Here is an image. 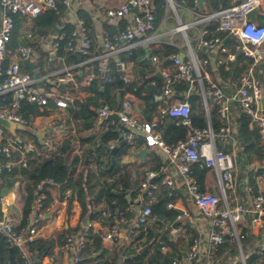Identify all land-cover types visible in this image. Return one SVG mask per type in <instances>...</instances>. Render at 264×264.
Masks as SVG:
<instances>
[{"label":"built area","instance_id":"built-area-1","mask_svg":"<svg viewBox=\"0 0 264 264\" xmlns=\"http://www.w3.org/2000/svg\"><path fill=\"white\" fill-rule=\"evenodd\" d=\"M167 1L170 2V0ZM229 1L228 6L202 15L201 20L207 22L214 19L217 22L216 30L223 31L225 35L232 37L236 51L252 59L246 71L237 78L229 80L230 91L226 92L219 83L210 80L208 73L202 70V67L209 63V59L207 57L200 60L195 49L219 50L224 57L218 58L217 64L235 60L236 54L223 45L219 36L211 35L205 38L203 35L206 29L204 28L201 30L196 48L190 45L189 54L182 60L178 53L172 55L175 70L163 73L162 95L166 98L175 97L174 83L183 81L188 84L183 99L175 97L171 103L165 99L166 105L159 109L160 115L178 118L182 124L189 127L186 139L175 145L166 144L161 135L154 132L151 123L140 122L133 114L132 103L128 97L121 98L117 113L118 122L121 125L119 131L125 143L133 145L135 139L143 134L148 145L159 146L166 154L170 165L169 167L162 165L158 170L163 173V183L173 186L175 178H178L195 206L210 218L205 254L214 257L219 246L229 239L237 245V256L229 259L227 264H247L248 254L244 253L241 243V238L246 233L243 227L257 236L249 254L254 253L259 257L264 255V158L260 162L252 163L255 190L247 178H239L240 167L237 163L236 143L228 152L218 148L217 142L226 143L230 138L234 139L231 109L235 105L234 109L242 111L247 116L250 126L258 128L260 144L264 147V105L261 101V96L264 95V81L259 77L263 70L258 68L257 77L254 68L256 64L264 60V23H260L259 19L258 23L248 19V12L255 7L259 9V14H264V0ZM72 2L73 0H0V116H6L11 122L22 126V129L11 132L0 125V154L8 157L6 159L0 157V169L13 166L19 168L25 166L26 161L35 155L56 152V147L48 142V133L39 135L28 119L18 112L22 99L41 105L45 104L48 98H52L59 107L67 105L65 96L52 89L46 90L39 85V78L35 76L36 70L28 72L21 68L20 62L32 58L34 54L31 44L18 45L13 52L8 47L14 26V15L35 17L46 9L58 12L60 6L68 7ZM195 3L197 4L196 0ZM105 14L112 18L126 19L125 26L119 32L114 34L104 32V45L111 52L119 47L122 39L132 41L137 36L146 35L154 29L153 0H126L118 7L108 8ZM179 27L185 30L188 25L183 24ZM63 37L62 33L53 41V51L57 50L59 40ZM67 48L73 51L79 50L84 55L90 52L89 30L84 20H78L77 27L71 32L67 41ZM8 57L9 62L4 67L3 62ZM153 59L157 61V56ZM62 71L65 76L58 79V84H62L73 76L70 68H64ZM203 78L209 83L207 88L203 85ZM107 79L110 80V77L108 76ZM123 79L126 82L131 80L129 76H123ZM196 87L202 94L207 114H209L207 95L213 97L219 105L218 111L222 123L217 130H214L210 123L204 127H196L191 123L188 97ZM113 110L114 108L107 103L97 107L98 115ZM21 133L28 134L29 137H23ZM36 141H40L41 146H38ZM113 146L112 143L108 145L109 148ZM13 152L17 153L18 157L12 156ZM196 162L200 166H206L215 171L218 183L216 194L211 190L201 191L199 189L197 178L191 167V164ZM98 167L103 169L105 166L100 164ZM258 168H263V170L256 172ZM156 175L157 172L154 170L147 171L137 187L133 188L136 191L133 201H138L140 206L136 209L129 226L125 228L126 234L123 235L121 227L123 214L115 217V223L101 232L102 242L107 243L110 248H117L123 236L127 238L124 247L128 248L131 242L138 240L137 232L141 230L145 236L147 227L155 221L152 206L159 188L155 180ZM41 186L42 183L37 185L36 199L25 225H16L5 212L0 216V235L10 247L15 246L20 249L24 264H34L26 249V243L43 235L40 220L48 205L43 204L45 195L41 191ZM64 193L68 198L72 195V190L67 188ZM168 206L172 207V204ZM101 215L109 217L111 214L105 209ZM181 217V214H177V219ZM88 225L87 223L76 234L65 233L66 244L76 252L74 264L82 259L80 252L88 241ZM200 253L198 243L195 242L186 253V260L191 263L192 260L200 257ZM171 264H184V262L174 257ZM257 264H262V261H258Z\"/></svg>","mask_w":264,"mask_h":264},{"label":"trees","instance_id":"trees-1","mask_svg":"<svg viewBox=\"0 0 264 264\" xmlns=\"http://www.w3.org/2000/svg\"><path fill=\"white\" fill-rule=\"evenodd\" d=\"M208 4L213 10H218L221 7L228 6L229 0H207ZM174 5L178 7L179 4L193 8L194 10L204 13L205 9H200L195 0H173ZM167 0H153L154 6V28H156L165 12ZM63 6H60L58 12L51 9H46L38 14L34 20L37 26L43 27V29L55 27L56 23L60 20ZM80 18L84 20L86 26L89 27L90 19L86 15L80 12ZM264 18V14L259 15L260 23ZM20 20L18 15H14V26L10 35L8 47L14 48L18 43ZM217 22L214 19L207 21L204 25L206 33L203 35L205 38L211 35L219 36L222 40L225 37V32L216 30ZM123 25L119 23L118 28L112 32L118 31ZM74 30L73 25H65L58 30V34H64L63 39L59 40V45L56 50V56L63 57L67 64L77 61L75 51L67 49V41L71 32ZM214 32V33H213ZM111 33V32H110ZM114 34V33H111ZM189 34V32H188ZM229 50L235 52L236 58L226 64H218L216 69L222 79L237 78L242 72L246 71L252 59L243 55L237 56L238 52L235 49V42L232 37H228L223 44ZM178 48L170 45L163 44L158 49H153L152 54L157 55L159 59H163L164 65H173V59L170 58L172 54L177 53ZM44 52H41L39 58H30L20 62V66L23 70L33 72L38 69H42ZM89 54V53H88ZM86 54V56H89ZM198 54L202 57L206 56L203 53V48L198 50ZM47 58L49 54H45ZM144 56V50L142 48H133L127 52L121 54L122 61H132L136 66H139V77L129 82L124 81L123 74L117 69L116 61L110 58L108 61L107 75L110 76L109 81H105L102 76V72L99 68L94 71L95 77L90 80V84L85 88L87 91L93 93L85 101L75 100V106L73 107L70 102L66 106V109L72 113V117L82 119V126L84 128L92 127L98 120V113L90 106L99 107L107 103L110 107L115 108L119 105L117 96L120 95L123 98L125 93H131L138 97L143 103L141 108V119L151 123L154 117H157V121L154 125L156 131L160 132L163 141L168 145H175L179 141L185 140L189 131V127L182 124L178 118L170 115H160L158 111L159 100L156 99V95H159L164 83L162 76H156L155 74L148 76V65L146 60H142ZM9 57L3 62V66L6 67L9 62ZM255 74L258 77V68H261L263 72L260 74V78H264V60L255 65ZM212 79L214 77V71L211 66L207 67ZM152 72V70H151ZM137 74V72H136ZM77 78H82L80 75H76ZM153 81V83H152ZM39 85L48 90V85L45 82H39ZM62 86V84H59ZM203 85L205 88L209 85L207 79L203 78ZM174 94L177 98L183 99L184 94L188 89L186 82H178L173 84ZM62 91V89L60 88ZM101 98L100 101L98 99ZM190 103V117L191 123L196 127H204L208 124V117L206 114L202 94L198 87L191 91L189 94ZM8 100V97H7ZM207 104L209 110V123L214 130H217L221 123L222 118L219 114V105L217 101L207 95ZM57 104L52 98H48L45 104H38L36 102H30L26 99L20 101L18 112L23 115L31 123L33 119L38 115H47L51 110L55 109ZM108 123L107 128H104L97 137L94 139V147L92 149L86 148L84 155L87 154L89 163L84 164V160L75 153L77 142L74 139L66 138L58 146L56 152L52 154H38L26 161L25 166L11 168L2 167L0 169V178L8 185V178L13 176L22 177V191L20 193L21 201V220L18 226H23L28 222V217L34 201L36 199L35 191L37 185L42 183L41 191L44 192L43 204L48 205L56 195L58 199H63L65 196V190L70 188L72 195L67 199L70 201L73 195L77 198L81 207V220L76 228H63L54 236L49 237H36L26 243V249L30 254V257L34 264H41L42 259L45 256H51L54 252V246L56 243H65L64 232H76L78 229H83V218L87 217L88 220L98 219L102 224L110 227L115 223V217L125 214L127 222L123 225L129 226L132 218L134 217L133 210L125 211V208L130 204V200L135 197L136 191L132 185L135 183V187L138 184L137 170L128 164H122L119 166L121 155L125 153L127 145L124 143L119 147L116 153L115 160L111 169H108L110 163V157L106 147L111 142H118L122 140L121 133L119 131V124H113L108 121H101L99 125L103 126ZM233 137L236 140L237 146V163L242 170L247 169V165L253 161H262L264 158V147L260 144V135L258 128L250 126L249 119L242 112L238 111V116L235 118ZM93 137L82 135L79 137V141L85 142ZM143 138L137 137L135 141H138V145L143 141ZM134 141V143H135ZM225 151L231 149V144L227 142L226 147H222ZM14 157H18L17 153L13 152ZM105 156V159H104ZM1 158H8L4 154H0ZM152 170H157L160 167V160L157 153H153ZM69 164V167L67 166ZM103 164L105 167L100 169L98 166ZM193 174L197 178L199 189L205 191L204 179L209 167L200 166L199 163L191 164ZM263 168H258L256 172H261ZM133 173L136 175L133 176ZM242 175H244L242 173ZM240 175V176H242ZM245 176V175H244ZM246 178L249 183L253 184L254 189L256 186L253 179V171H246ZM160 175L155 179L159 180ZM10 187V186H9ZM134 187V188H135ZM40 190V189H39ZM122 192V194L120 193ZM127 195L129 197H127ZM171 200L166 189L158 195V201L153 204L152 211L158 217H161L173 225H178L179 222L175 221L177 212L174 208H167V203ZM114 201V202H112ZM104 202L110 211L109 217H103L101 212L105 210L104 207L98 205ZM1 212V211H0ZM188 225V222L185 223ZM246 233L241 238L242 249L244 253L248 254L246 257L247 264H257L258 261H262L264 264V255L259 257L254 253L249 254L250 248H252L257 236L250 232L249 229L243 227ZM154 230L148 226L147 232L144 236L143 231L137 232L138 240L134 244H130L128 248L122 250L121 247L113 248L112 251H108L103 247L101 240V230L94 229L88 225L87 238L85 248L81 251L84 256V261L93 259L97 264H116V261L123 256L125 264H161V260L164 258V264H171V258L176 252L170 251L164 253L161 250L162 245H169L173 247L171 242L165 235L161 237L162 241H158L155 238ZM57 239V240H56ZM193 239L189 241L191 244ZM237 256V245L235 242L226 239L220 246L216 254L218 263L227 262L229 259H233ZM0 264H24L21 256V251L18 247H10L4 237L0 235ZM51 264H59L57 260L52 261Z\"/></svg>","mask_w":264,"mask_h":264},{"label":"crops","instance_id":"crops-1","mask_svg":"<svg viewBox=\"0 0 264 264\" xmlns=\"http://www.w3.org/2000/svg\"><path fill=\"white\" fill-rule=\"evenodd\" d=\"M125 1L126 0H73L70 6L68 7L63 6L60 20L56 23L55 27L54 28L51 27L47 29H43V27L37 26L35 24L34 18L36 16L27 17L23 15H18V18L20 20L18 43L14 48H11L10 50L13 52L16 50L18 45L31 44V46L34 49V54L32 58H39L41 52H44L45 54H49L50 55L49 58H47L45 54L43 56L44 60L42 63V69L39 71V76H38L39 81L47 83L48 90L52 89L65 96L67 105L68 102H70V104H72V106L74 107L75 100L85 101L90 96H93V93L87 91L85 88L90 84V80L93 77H95L94 71L96 68H99L101 70L103 74L102 78L105 81H109L107 79V77L109 76L107 75V69H108V61L110 58H113L116 61V64H120V71H121L120 73H122L123 76H129L132 80H135L136 78L139 77L138 75L139 66H136L132 61H122L120 57L123 52H127L130 49L140 47L144 50V56L142 57V60L147 61L148 76L155 74L156 76L163 77L164 72L166 71L173 72L175 70L174 63L172 66L164 65L163 59H159L157 55H153L152 50L160 48L161 45L163 44H170L178 48L177 50L178 54L183 52L186 56L187 54H189V46L191 45L192 48L195 49L196 48L195 46L200 38L201 30L203 28L206 29L204 27L206 22H203L201 20V16L206 13L215 11L208 4V1L204 0L203 1V8L205 9L204 13H200L194 10L193 8H189L188 6L179 4L178 7L174 5L175 8H177V10L180 11L179 12L180 15H178L175 12L176 10H173V8L169 3L170 5L169 7L174 11L173 12L171 10L172 11L171 14V12H169L170 10L168 8V1H167L164 15L159 25L156 28H154L153 31H151L146 35H139L132 41L122 39L119 43V47L114 52H111L104 45L103 42L104 32H109V33L119 32L125 26L126 19L109 17L105 14V11L108 8L118 7L121 4H123ZM80 12L86 15L87 17H89L90 19V25L89 27L88 26L87 27L89 30V39L91 42V48L88 54L89 56H86L81 53L80 58L76 57L77 58L76 62L67 64L63 57L56 56V50L53 51L52 43L56 39V37L60 35L58 34L57 31L63 28L65 25H73L74 29L77 27L78 20L82 19L79 16ZM180 21L183 24L188 25V27L185 29L186 36L179 27ZM261 22H264V18L261 20ZM119 23L122 24L123 27L116 32H112L113 30L118 28ZM222 43L224 44L223 40ZM144 45H147L148 48L150 49L149 57H146L147 53L144 48ZM199 49L201 48L195 49L197 57L200 60L207 57L209 59V63L204 67H202V70L208 73L210 80L219 83L226 92H229L230 87L228 83L230 79L229 78L222 79L218 73V70L216 69L217 68L216 66L218 65L216 60L220 57H224V54L220 53L219 50L217 49L216 50L214 49L212 51H206L203 48V53H205L206 56L202 57L198 54ZM172 55L170 56L171 59H172ZM154 56H157V61L153 59ZM226 63L228 62H223L222 64H226ZM208 66H211L212 70L214 71L215 79H212V76L207 69ZM64 68H70L71 72L73 73V76L71 77V79H68L65 82H63L62 86H60L58 84L59 83L58 79L61 76H65L64 71H62ZM117 69L119 71L118 67ZM157 72H160V74H157ZM77 74L82 76V78L80 79L77 78L76 77ZM60 88L62 89V91L60 90ZM123 97H128L130 99L133 107V114L139 119V121L146 122L141 119L140 112L143 103L140 101V99L131 93H125ZM175 97L166 98L165 96L162 95V89H161L160 94L156 95V99L160 101V103L158 104V111L161 107L166 105L164 101L165 99H167V101L171 103L173 102V99ZM100 100L101 98L98 99V101ZM66 106L65 107L57 106L55 107V109L51 110L47 115L36 116L31 122V125L34 127V129L38 132L39 135H44L48 133V142H50V144L56 147V151L58 149V146L61 144V142L64 139L71 138L76 140L77 146L75 149V153L78 154L84 160L85 157L87 156V154L84 155V150L86 148L92 149L94 147L95 137H97L98 134L104 128H107L108 123H105L103 126H101L99 125L100 122L108 121L113 124L114 122L109 119L100 120L98 118L94 126L84 128L82 126V119L73 118L72 113H70L68 109H66ZM90 107L93 110L97 111V107H94L93 105H91ZM234 108L235 105H233L231 109V125L233 128L235 124V118L238 116V111H239ZM156 121H157V117H154L151 122V125L154 132L160 134V132L156 131L154 128ZM115 124L120 125L119 122ZM21 135L23 137H29L28 134L21 133ZM82 135H87L93 138L88 141L81 142L79 141V137ZM139 137L143 138L142 139L143 141L139 145H138V141H135L133 145L127 146L125 153L121 155V159L119 163V166H121L122 164H128L133 167H136L138 184L143 179L145 173L149 170H152L150 168V165L154 163L152 162L153 161L152 156L154 152L158 154L161 163L160 167L162 165H167L168 167L170 166L168 164L169 162L166 157V154L159 146L148 145L146 143L143 134H140L138 138ZM120 141L118 142L114 141L111 143L114 145H119ZM36 142L38 146H41L40 141H36ZM229 143L231 144V149H232V145L236 143V140L232 139L231 141H229ZM226 145L227 142L223 143L222 145H219L217 142L218 148L222 149V147H226ZM144 148H146L147 151L143 154V156L141 157L137 155L138 152H140ZM231 149L228 150V152H230ZM108 154L110 157L109 152ZM89 162L90 161H88V163ZM253 162H258V161H253ZM253 162L249 163L247 165V169L244 170L243 172L240 169V174H239L240 179H244L247 177L246 176L247 170L253 171L251 168ZM158 170L159 169L154 170L157 172L156 176L160 175L159 180L155 179L159 184V188L158 191L156 192L154 203L158 201V195L160 194V192H162L163 189H166L169 196L171 197V200L166 205L167 208H174L177 214L182 215L181 219H177V214H176L175 221L179 222V224L173 225L171 222L161 217H158L153 213L155 215V221L151 223L149 226L154 230L155 238L158 241H162L161 237L165 235L166 238H168L171 242H173L174 245L173 247L169 245H162L163 248L161 250L164 253H169L170 251L176 252L175 255L172 256L171 261L174 257H178L183 260L184 264H227L229 260L227 262L218 263V259L216 258V254L218 251L216 252L214 257L212 256L209 257L205 254L206 240L210 228V218L204 215L195 206V204L192 202V200L185 192L178 178H175V183L173 186H169L163 183L162 181L163 173ZM242 173L245 176L242 175ZM135 175L136 174L133 173V176ZM216 183H217L216 173L213 169L209 168V171L207 172L206 177L204 179L205 191L208 190L212 191L214 188L217 191L218 185H216ZM3 186H8L9 189L4 195H1L0 192V211H1L0 216L3 212H5L8 215V217H10L14 221V223L18 225L22 216L20 192L18 191V185L17 184L6 185L0 178V191ZM17 196L19 198H17ZM66 197L67 196H64L63 199H58L57 196L55 195L53 200L48 204V207L44 210V214L42 215L40 220V226H42L43 235L40 237L54 236L56 238V234L59 231H62L63 228L69 227L73 229L79 225L81 220L80 204L77 198H75V196H73L70 201ZM127 197L129 196L127 195ZM169 204H172V207L168 206ZM98 206L99 207L105 206V209H108V207L105 205L104 202H101ZM139 206H140L139 202L138 201L134 202L132 198L130 200V204L125 208V211H128L129 209L133 210L135 215L136 209ZM122 217H124V219L123 222H121V227L123 229V235H125L126 234L125 228L127 226L123 224L127 222V218L125 214H123ZM186 222H188V225H185ZM88 224L92 226V228L94 229L101 230V232L106 227H108L106 223L102 224L101 221L95 218L92 220H88ZM80 230L82 229L80 228L76 232H71V233L64 232V233L76 234ZM191 239H193V242L190 244L189 241ZM126 242H127V238L123 236L121 243L118 247H121L122 250L126 249L124 247V244ZM195 242L198 243L201 252L200 257L192 260L191 263H189L186 260V253L189 251V249ZM131 243L134 244V242ZM102 244L106 250L112 251L113 248H110L107 243L102 242ZM53 250H54L53 254L51 256H45L42 259L41 264H46V263L51 264L52 261L54 260H57L59 264H74V255L76 254V252L72 250L70 246L66 244V242L61 245L56 243ZM80 255L82 256V259L76 264H97L96 261L93 259L82 262L84 256L82 255L81 252ZM122 262H124L123 256H121L116 261V264H121ZM164 263L165 262L163 258L161 260V264Z\"/></svg>","mask_w":264,"mask_h":264},{"label":"water","instance_id":"water-1","mask_svg":"<svg viewBox=\"0 0 264 264\" xmlns=\"http://www.w3.org/2000/svg\"><path fill=\"white\" fill-rule=\"evenodd\" d=\"M196 2L198 4L199 8L202 9L203 8V0H196ZM169 3L171 5V7L173 8V10H175V6H174L173 1L170 0ZM134 10H136V8H134ZM258 14H259V9L255 7V8L251 9L248 12V19L250 21H253L255 23H258ZM179 23H180V26L183 25V23L181 21ZM181 30L183 31L184 35L186 36V32H185L184 28H181ZM228 37H229V35H226L223 38V42H225ZM144 48H145L146 53H147L146 54V57H149L150 56V49L148 48L147 45H144ZM75 54L77 55L78 58H80L81 53H80L79 50L75 51ZM240 55H241V52L238 53V56H240ZM184 57H185V54L183 52H181L179 54V58L182 60V59H184ZM117 67L119 68V72H121L120 71V64H117ZM157 74H160V72H157ZM35 76L36 77L39 76V70L38 69H36ZM120 100H121V97H120V95H118L117 96V101L120 102ZM261 101H262V104L264 105V95L263 94L261 96ZM118 107H119V105L115 106V108H114V110L112 112H109V113H106V114H100L99 115V119L100 120L109 119V120H112L114 123H117L118 120H119V115L117 113ZM208 123H209V116H208ZM0 125L3 126L4 128H6L7 130L11 131V132H14L15 130L22 129V126L20 124L11 122L6 116H0ZM231 140H232V138H230L229 141H231ZM124 143H125V140L122 139L120 141L119 145H114L112 148H109L108 146L106 147V149L110 153V163H109L108 169H111L112 168L113 163H114V160H115L116 153L119 150V147L121 145H123ZM218 144L219 145H222L223 142L219 141ZM146 151H147L146 148H144L140 152H138L137 155H139V156L142 157L143 154ZM88 161H89L88 156H86L85 159H84V163L87 164ZM67 166L69 167V164H67ZM22 181H23V179L20 176H13V177H9L8 178V184L9 185L17 184L18 185V191L20 193L22 191V185H21ZM132 187L133 188L135 187V183H133V186ZM8 189H9L8 186H3L1 188V191H0L1 192V195H4L8 191ZM212 191L215 194L217 193V191H216L215 188ZM120 193L122 194V192H120ZM87 223H88V218L87 217H84L83 224L84 225H87Z\"/></svg>","mask_w":264,"mask_h":264},{"label":"rangeland","instance_id":"rangeland-1","mask_svg":"<svg viewBox=\"0 0 264 264\" xmlns=\"http://www.w3.org/2000/svg\"><path fill=\"white\" fill-rule=\"evenodd\" d=\"M169 6H170V5H169V3H168V8H169V10H170L169 12H171V14H172V11H173V10H172ZM171 10H172V11H171ZM175 10H176L175 12H176L178 15H180V14H179L180 11H178L177 8H175ZM167 12H168V11H167ZM173 12H174V11H173ZM164 29H165V28H164ZM214 184H215V183H214ZM216 185H218V184L216 183ZM17 194H18V193H17ZM17 198H19V197L17 196Z\"/></svg>","mask_w":264,"mask_h":264}]
</instances>
